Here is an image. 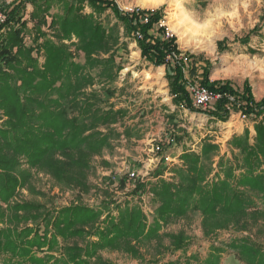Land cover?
I'll list each match as a JSON object with an SVG mask.
<instances>
[{
    "label": "trees",
    "instance_id": "obj_1",
    "mask_svg": "<svg viewBox=\"0 0 264 264\" xmlns=\"http://www.w3.org/2000/svg\"><path fill=\"white\" fill-rule=\"evenodd\" d=\"M108 13L114 24L102 22ZM0 15L4 264H112L103 259L104 251L144 260L150 247L159 258L189 247L185 231L166 229L193 213L201 216L208 239L227 230L242 234L212 245L200 264H222L226 252L241 264H264V96L256 99L248 82L240 88L227 80L211 81L207 67L200 73L196 60L190 65L194 56L180 48L165 25L163 9L126 11L117 0H0ZM260 32L256 27L240 42L248 45ZM128 39L137 44L145 62L165 68L177 108L223 123L235 111L253 124L254 134L250 129L235 134L224 154L209 138L197 151L184 149L178 156L182 164L169 169L172 178L161 175L155 182H138L124 203L114 205L107 194L95 207L78 203L51 208L33 200L14 201L23 189L43 195L33 184V171L49 175L63 189L90 193L93 159L114 151L113 142L121 136L116 126L128 116L125 110L104 107L103 95L112 97V91L93 87L98 80L114 81L122 71L116 59L121 49H128ZM223 43L218 49L223 50ZM82 55L84 63L77 62ZM194 79L214 96L206 107L194 103L189 90ZM183 140L174 134L166 143L180 145ZM143 195H151L153 215L145 213L143 201H136ZM195 260L190 256L165 264Z\"/></svg>",
    "mask_w": 264,
    "mask_h": 264
},
{
    "label": "rangeland",
    "instance_id": "obj_2",
    "mask_svg": "<svg viewBox=\"0 0 264 264\" xmlns=\"http://www.w3.org/2000/svg\"><path fill=\"white\" fill-rule=\"evenodd\" d=\"M1 1L10 3L14 0ZM117 3L126 11L134 8L163 9L166 13L165 25L178 38L180 48L194 56L189 59L190 65L196 60L200 73L207 67L211 81L227 80L240 88L248 82L256 99L264 96V0H117ZM31 10L29 7L28 11ZM101 20L106 25L115 23L111 13ZM256 27L261 29L259 36H251L248 45L241 43L240 39ZM127 41L128 49H121L116 59L122 71L114 81L98 80L93 87L98 91H112V97L103 95L106 101L104 107L125 110L128 116L123 124L116 126L121 136L113 142L114 151H106L102 157L93 159L90 193L80 194L76 189H63L49 175L33 171V184L43 195H32L23 189L14 201L33 200L51 208L78 203L95 207L107 194L114 205L124 203L130 200L138 182H155L161 175L172 178L169 169L182 164L178 156L184 149L197 151L202 140L209 138L220 146L221 154H224L229 151L228 142L235 134H243L246 129L254 134L253 124L235 111L229 121L223 123L177 108L165 79V68H156L145 62L137 44L130 39ZM27 42L31 44L30 39ZM219 42H224L223 50L218 49ZM76 61L84 63V56L76 58ZM126 127L130 133L128 138L124 134ZM174 134L182 136L183 143L167 145L166 142ZM165 169H168L167 172H164ZM144 198L145 213L153 215L154 209L149 203L151 195ZM136 201L140 198L137 197ZM148 218L151 220L152 216ZM182 230L191 239L185 250L168 251L158 258L150 247L146 254L144 251V260L111 251H104L102 257L112 264H165L178 259L185 261L191 256L196 258L195 264H200L207 258L212 245L227 243L242 235L227 230L208 239L203 235L198 213L175 222L166 232L178 233ZM165 244H168L167 240ZM0 264H4L2 257ZM222 264L241 263L232 252H226L222 256Z\"/></svg>",
    "mask_w": 264,
    "mask_h": 264
},
{
    "label": "built area",
    "instance_id": "obj_3",
    "mask_svg": "<svg viewBox=\"0 0 264 264\" xmlns=\"http://www.w3.org/2000/svg\"><path fill=\"white\" fill-rule=\"evenodd\" d=\"M189 90L197 107H206L214 99V96L206 88L201 86L196 79L190 82ZM157 150L160 151V147H158ZM144 197L147 196L143 195L140 198L143 202L146 200Z\"/></svg>",
    "mask_w": 264,
    "mask_h": 264
}]
</instances>
